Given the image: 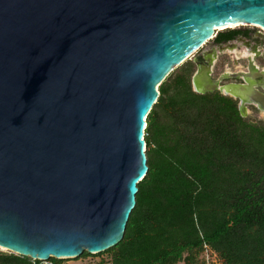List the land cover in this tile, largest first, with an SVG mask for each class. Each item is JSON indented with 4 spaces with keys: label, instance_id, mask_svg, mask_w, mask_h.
Listing matches in <instances>:
<instances>
[{
    "label": "water",
    "instance_id": "obj_1",
    "mask_svg": "<svg viewBox=\"0 0 264 264\" xmlns=\"http://www.w3.org/2000/svg\"><path fill=\"white\" fill-rule=\"evenodd\" d=\"M238 23L264 27V0H0V245L47 261L119 244L159 86Z\"/></svg>",
    "mask_w": 264,
    "mask_h": 264
},
{
    "label": "trees",
    "instance_id": "obj_2",
    "mask_svg": "<svg viewBox=\"0 0 264 264\" xmlns=\"http://www.w3.org/2000/svg\"><path fill=\"white\" fill-rule=\"evenodd\" d=\"M194 71L187 60L159 86L145 129L149 172L123 240L97 264H195L206 247L223 264H264V128L232 98L196 92ZM61 261L0 251V264Z\"/></svg>",
    "mask_w": 264,
    "mask_h": 264
},
{
    "label": "flooded vegetation",
    "instance_id": "obj_3",
    "mask_svg": "<svg viewBox=\"0 0 264 264\" xmlns=\"http://www.w3.org/2000/svg\"><path fill=\"white\" fill-rule=\"evenodd\" d=\"M217 32L192 58L208 80L202 90L232 98L241 115L252 125L264 128V27L241 25ZM216 87L214 90H208ZM200 93V92H199Z\"/></svg>",
    "mask_w": 264,
    "mask_h": 264
},
{
    "label": "rangeland",
    "instance_id": "obj_4",
    "mask_svg": "<svg viewBox=\"0 0 264 264\" xmlns=\"http://www.w3.org/2000/svg\"><path fill=\"white\" fill-rule=\"evenodd\" d=\"M224 30H227V29H224ZM224 30H219L218 32H221ZM192 58L189 60H192ZM0 251L12 252V251H9L3 248H0ZM102 259L110 261L111 259L110 254L107 252H104V253L101 252L96 255L80 256L78 258H73V259H62L60 264H97ZM108 264H111V263H108ZM177 264H187V263L180 261ZM195 264H223V261L210 247H206L200 253L198 257V261Z\"/></svg>",
    "mask_w": 264,
    "mask_h": 264
},
{
    "label": "bare ground",
    "instance_id": "obj_5",
    "mask_svg": "<svg viewBox=\"0 0 264 264\" xmlns=\"http://www.w3.org/2000/svg\"><path fill=\"white\" fill-rule=\"evenodd\" d=\"M241 25H258V24H253V23H238V24H233V25H229V26H219L217 27L216 29L218 30H221V29H226L227 27H237V26H241ZM0 248H3V249H8L2 245H0Z\"/></svg>",
    "mask_w": 264,
    "mask_h": 264
}]
</instances>
